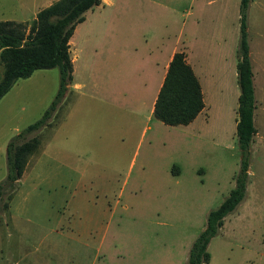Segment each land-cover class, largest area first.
<instances>
[{
  "label": "rangeland",
  "instance_id": "rangeland-1",
  "mask_svg": "<svg viewBox=\"0 0 264 264\" xmlns=\"http://www.w3.org/2000/svg\"><path fill=\"white\" fill-rule=\"evenodd\" d=\"M54 1L0 0V20L29 28L37 11ZM113 2L103 9L105 17L98 18L101 10L94 7L76 26L71 55H79L77 65L84 47L90 51L94 34H115L117 26L130 33L128 24L139 36H165L170 42L183 24L195 20V41L211 46L204 52L207 61L213 64L219 43L228 49L235 40L237 52L240 0ZM247 32L257 89L247 191L210 240L207 264H264V0L250 2ZM212 67L217 71L205 117L191 126L152 118L145 134L134 127L125 146L105 149H91L85 131L79 140L85 145L75 149L68 131L61 136L56 130L68 108L65 93L45 125L14 139L49 107L60 73L58 68L38 69L18 79L0 100V182L7 172L9 141L18 144L37 136L40 144L9 211L0 208V264H188L189 248L204 229L207 213L234 187L241 163L239 87L234 78L230 82L229 65ZM2 72L0 62V78ZM83 76L89 83L90 76ZM106 78L99 81L106 83ZM35 181L41 183L33 191Z\"/></svg>",
  "mask_w": 264,
  "mask_h": 264
},
{
  "label": "trees",
  "instance_id": "trees-1",
  "mask_svg": "<svg viewBox=\"0 0 264 264\" xmlns=\"http://www.w3.org/2000/svg\"><path fill=\"white\" fill-rule=\"evenodd\" d=\"M252 0H240V37L236 52L237 83L239 87L236 136L241 154L240 168L234 177V187L224 200L206 216L204 229L192 242L188 264H207L211 255L210 240L223 225L224 218L244 200L248 184L250 144L256 134L254 111L256 98L247 32V11ZM101 0H56L39 9L28 28L24 22L0 20V100L21 78L35 70L58 68V92L42 117L25 127L14 139L35 131L46 124L72 81L73 62L70 39L85 13ZM204 108L201 85L183 52H175L157 94L153 117L170 126L187 125ZM39 138L34 136L16 143L9 141L6 149L7 172L0 182V204L8 210L10 201L30 157L38 150Z\"/></svg>",
  "mask_w": 264,
  "mask_h": 264
},
{
  "label": "crops",
  "instance_id": "crops-1",
  "mask_svg": "<svg viewBox=\"0 0 264 264\" xmlns=\"http://www.w3.org/2000/svg\"><path fill=\"white\" fill-rule=\"evenodd\" d=\"M106 5L113 7V0H101V3L95 6V9L101 10L97 14L98 18L105 17L102 11ZM128 26L127 30L130 33H125L122 27L117 26L115 34L109 32L100 34V36L94 34L91 38L90 51L84 47L85 52H80L82 64L78 65L76 59L79 55H71L73 39L72 37L70 39L73 73L72 81L64 95L66 98L64 103H68V108L66 114L60 119L56 130L60 132L61 136L68 131L71 138L75 139V149L80 146V143L85 145L79 141L83 138L84 131L85 133L89 132L91 149H105L117 144L121 148L127 143L125 139L130 138L131 129L137 126L141 128V135L145 134L149 127L147 122L154 118V103L175 52L185 54L186 62L193 69L201 85L204 100L202 111L192 122L184 126H191L201 116L207 115L206 96L211 99L208 90L211 91L215 82L212 81L213 74L217 71L212 67L214 63H216V67L220 65V68L222 66L223 69L229 65L230 82L234 78L237 83L236 46H233L235 40H232L228 49L225 43H219V53L213 57L214 62L211 64L204 55L205 51L211 50L210 43L202 41L199 44V41H195V34H198L199 31L198 23L195 20L183 24L181 30L174 36V40L170 42V39L165 36L160 39L159 37L152 39L146 35L139 36L131 29L134 26L129 24ZM90 53L91 60H88ZM83 55H85L84 60ZM250 58L256 98V64L251 52ZM84 74L90 76L89 83L85 82ZM102 75H106V83L99 81ZM33 159L24 170L19 180L20 183L25 171L33 166ZM71 167L74 168L73 165ZM40 183L41 181L34 182L33 191Z\"/></svg>",
  "mask_w": 264,
  "mask_h": 264
}]
</instances>
